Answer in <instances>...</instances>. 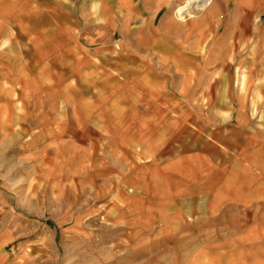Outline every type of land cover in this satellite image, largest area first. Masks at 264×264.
<instances>
[{
    "label": "rangeland",
    "instance_id": "374dc122",
    "mask_svg": "<svg viewBox=\"0 0 264 264\" xmlns=\"http://www.w3.org/2000/svg\"><path fill=\"white\" fill-rule=\"evenodd\" d=\"M183 1L172 0L167 9L155 12V32L162 29L163 21L190 25L194 19L203 18L213 2ZM184 5L187 10L182 14L189 15L185 19L177 12ZM103 13L90 11L85 32L77 33L86 36L72 44L75 52H85L84 56L90 58L92 69L84 74L82 70L79 75L69 73L66 66L60 67L57 74L43 71V90L37 95L43 100L42 107L25 106L22 100L29 96L20 89L21 78L10 80L0 73V264H240L231 259L241 253L232 249L233 234L253 221L244 216L241 206L232 211L224 204L216 209L213 218H201L196 213L198 201L191 202L193 206L188 203L186 232L173 238L161 232V203H154V209L149 204L147 209L145 203L130 201L132 196L145 193V177L141 176L145 175L146 166H130L129 159L132 155L139 163L146 162L142 141L129 146V154L120 153L128 166L124 172L114 166H95L99 169L93 172L85 166L49 165L66 161V153L53 159L49 152H43V166H35L38 160L25 154L23 148L29 139L21 134L39 125L40 121H34L36 116L45 119L57 109L65 113L68 100L77 102L86 93L80 85L84 81L90 85V93L126 100L130 105L132 99H172L171 117L178 119L181 114L183 118L179 117L175 124L171 122V145L175 151L204 148L216 163H241L249 136L264 132V11L252 14L249 27L235 28L239 36L228 42L219 35L222 40L218 42L202 36L199 42L192 43L189 34L179 37V32H171L169 41L173 45L181 43L184 56H178L173 52L178 49L174 48L160 59L162 54H152L131 41L147 35L144 20L148 12L114 14L109 10L105 17L108 29L91 26V18L104 20ZM225 30L220 26V34ZM6 46L8 43H0V50ZM145 46L146 41L144 49ZM78 59L81 62L82 56ZM148 65L155 70L161 66L181 68L165 77L170 95L156 96L154 90L163 82V78L158 81L161 76L157 73L151 76L155 79L154 90L149 85L151 92L138 81ZM191 68H195L194 72L185 73ZM56 82L76 84L81 90L51 89ZM52 99L55 106L50 105ZM129 109L136 111L132 116L143 112ZM58 120L60 125L45 122L43 129L62 130L65 119L60 116ZM156 124L162 127L164 122L158 119ZM106 133L109 136L108 130ZM65 142L56 140L53 146L67 148ZM129 210L128 218L125 214ZM202 211L206 214L204 206ZM148 226L154 231L142 234ZM133 230H140L139 234Z\"/></svg>",
    "mask_w": 264,
    "mask_h": 264
},
{
    "label": "crops",
    "instance_id": "0c3cea01",
    "mask_svg": "<svg viewBox=\"0 0 264 264\" xmlns=\"http://www.w3.org/2000/svg\"><path fill=\"white\" fill-rule=\"evenodd\" d=\"M171 3L172 0H94L93 3L87 0H0V43H8L6 49L0 50V58L3 59L0 60V73L10 80L21 78L20 89L25 91V96L27 93L29 96V99L22 100L25 106L27 104L42 107L43 100L37 95L43 90L41 79L45 70L57 74L60 67L66 66L64 68H68L69 73L79 75L82 70L84 74L85 71L92 69L89 64L90 58L84 56L85 52H75L72 45L79 42L80 37L86 36L77 33L79 30L85 32L92 10L99 14L103 11L104 20L100 21L99 17L91 18V26L94 28L105 26L107 29L109 21L106 22L105 17L109 10L114 14L123 11L148 12V18L144 20L148 27L147 35L131 41L136 47L140 44V48L152 54H162L159 59L164 57L166 51L174 48L178 50L173 52L178 56H184L182 44L173 45L169 41L171 32L172 34L179 32V37L189 34L188 39L192 43L199 42L202 36L209 38L212 43L218 42L222 40L218 38L219 35L226 37L225 41L228 42L229 38L239 36V30L236 32L235 28L249 27L252 14L264 11V0H213L203 18L200 16L194 19L190 25L163 21L160 24L162 32H155L153 19L155 12L167 9ZM185 10L187 5L181 6L177 12L182 16ZM238 14H242V17ZM225 15L228 16L226 19ZM186 26L188 27L185 28ZM220 26L226 27L222 34L219 31ZM79 56H82L81 62ZM160 68L155 70L148 65L140 74L142 77L138 81L146 85L151 92L149 85L152 90L155 88V79L151 76L157 73L161 76L158 81L163 82L157 86L158 90H154L157 92L156 96L170 95L165 77L168 78L172 71L181 68L178 66L170 69L162 66ZM194 69L186 70L185 73L194 72ZM55 84L51 89L59 91L60 87H65L74 92L81 90L76 84L58 82ZM80 85L86 93H83L77 102L73 99L68 100L65 113L63 111L60 113L57 109L56 112L51 111L45 119L36 116L34 121H40L39 125L34 130L27 129L26 133L21 134V137L29 139L24 142L23 148L25 154L38 160L35 166H43V152H49L53 159L66 153V161L62 163L53 161L49 165L85 166L88 170L99 169L95 166H114L118 172H124L128 166H125L120 153L129 154L128 147L142 141L146 146L143 153L146 162L139 163L132 155L129 159L130 166H146L145 175L141 176L145 177V193L129 199L132 203L147 204V209L149 204H152L154 209L156 202L163 205L162 234L173 238L184 235L190 210L187 209L188 203L196 204L198 201L195 212L201 218H213L217 213L216 209L224 204L230 206L232 211L233 207L241 206L244 216L253 221L248 227L233 234L232 249H237L241 253L236 257L232 255L231 259H237L240 264H264L263 131L257 134L258 136L254 134L249 136L241 163L232 161L230 164H219L214 162L204 148L187 152H178L172 148L171 122L175 124L179 117L180 120L183 119L181 114L178 115V119L171 117L170 111L174 105L171 104L172 99L156 97H148L141 101L132 99L129 100L132 103L130 105L126 100H112L103 97L101 93H90L91 87L88 83L85 85L84 81ZM54 102L52 99L50 105L55 106ZM123 107L128 109L123 111ZM129 107L143 112H138V116H132L136 111L130 110ZM60 116L65 119L61 124L62 130L43 129L45 122L60 125L58 120ZM158 119L164 122L162 127L156 124ZM60 139L68 142L67 148L53 146L54 141ZM203 206L207 210L206 214H203ZM130 213L129 210L125 215L129 218ZM139 231L133 230V233L139 234ZM151 231L153 232L154 228L149 230L148 226L141 233L150 234ZM235 244L241 247H234Z\"/></svg>",
    "mask_w": 264,
    "mask_h": 264
},
{
    "label": "built area",
    "instance_id": "2783aa9c",
    "mask_svg": "<svg viewBox=\"0 0 264 264\" xmlns=\"http://www.w3.org/2000/svg\"><path fill=\"white\" fill-rule=\"evenodd\" d=\"M190 11H191V15H192V12H193L192 8L190 9ZM181 15L184 16L183 19H185V18H187L189 16L186 12L181 14Z\"/></svg>",
    "mask_w": 264,
    "mask_h": 264
}]
</instances>
